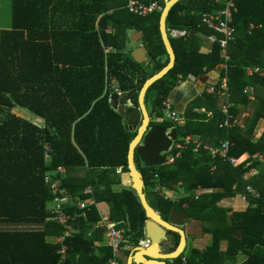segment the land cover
Here are the masks:
<instances>
[{
    "label": "trees",
    "instance_id": "obj_1",
    "mask_svg": "<svg viewBox=\"0 0 264 264\" xmlns=\"http://www.w3.org/2000/svg\"><path fill=\"white\" fill-rule=\"evenodd\" d=\"M234 3L236 32L226 50L229 59L224 58L219 44H210L209 53L194 48V35L170 38L175 66L145 97L152 104V114L162 119L155 123L151 117L152 127L175 129L176 143L195 135L202 143L197 152L193 145L180 151L172 164L137 166L151 192L156 186L174 191L181 184L189 193L179 204L159 197L166 215L176 207L189 220L211 224L205 229L212 235L211 246L192 248L186 263L181 255L177 264H237L240 254L246 256L240 264H264V163L259 158L264 159V133L259 139L254 135L264 119V0ZM126 5L122 0H11V28L0 34V223L8 225L0 229V264H106L111 250L95 245L103 240V231L91 232L100 220L96 207L81 211L72 205L73 200L91 198L83 195L88 187L93 188L97 203L111 205L110 218L128 229L129 243L138 246L145 238L147 218L137 193L129 185L119 192L113 190L114 184L122 182L118 168L128 172L129 145L137 132L127 130L124 117L109 102L110 86L114 83L121 93L135 90L132 102L138 106L146 79L161 71L169 57L159 31L162 11L141 18L132 15ZM160 5L164 7V2ZM224 8V0H182L171 9L167 28L202 32L207 42L212 31L202 24V15ZM108 27L115 33H106ZM129 29L148 33L151 74L146 72L150 67L143 68L121 53ZM109 47L116 53L106 56L104 49ZM162 55L167 57L163 65L159 61ZM219 66L231 102L253 107L245 127L219 128L225 115L215 109L216 94L191 103L184 114L185 125L163 119L162 103L178 85L179 76L198 78ZM253 68L258 72L248 75ZM215 86L218 94L221 81ZM246 88L255 89L254 100L244 93ZM205 106L213 112L208 123L198 121L206 115L194 113ZM14 108L29 110L45 126L16 116ZM240 112L236 107L230 109L235 121ZM222 141L230 144L229 157L248 154L250 158L234 167L205 150L206 145L217 147ZM46 145L50 146L48 159ZM177 152L173 147L169 153ZM252 168L259 175L245 180L244 174ZM48 174L60 181L64 207L76 227L62 244L52 241L63 235L64 228L49 220L53 195L45 184ZM253 180L263 182L254 185ZM248 186L259 193L258 198L247 194ZM199 187L213 191L195 198ZM241 194L248 195L245 211L231 212L221 205ZM63 245L65 253L60 252Z\"/></svg>",
    "mask_w": 264,
    "mask_h": 264
},
{
    "label": "built area",
    "instance_id": "obj_2",
    "mask_svg": "<svg viewBox=\"0 0 264 264\" xmlns=\"http://www.w3.org/2000/svg\"><path fill=\"white\" fill-rule=\"evenodd\" d=\"M220 0H217V2ZM225 2V8L210 12V13H204L201 17V22L203 25H205L208 29L212 31L211 35L207 37L209 43L211 45L213 44H219L220 48L222 49V55L226 60L229 59V57L226 55V50L229 45V43L235 41V28L232 25L233 21V15L237 12L234 0H224ZM127 10L134 16L145 18L148 17L154 13H157L159 11H162L163 7L160 5V0H127L126 5ZM253 26H251L250 29H252ZM112 29H109L108 32H112ZM171 34L173 36H176L175 31H171ZM254 72H258V68H253L248 70V75H252ZM111 94L109 96V102H111V96L112 93H119V90L117 87L110 86ZM222 91L224 101L221 106V112L225 115V120L219 125V128H231L236 125V121L233 119L232 115L230 114V109L233 106V103L231 102V96L228 91V87L226 84V81H224L221 84L220 92ZM210 93L216 92V87H211L209 89ZM245 94H249L251 97V100H254L253 98V89L252 88H246L244 91ZM162 110L163 113L166 115V119L179 123L182 121V117L179 115L178 112H176L173 107L172 103L169 99H166L162 103ZM194 146L195 152L198 151V149L201 147L202 143L198 139H195L194 137L187 136L185 139L179 143L174 142L171 149L174 147V149L178 150V152L175 155H171L170 157H167L166 154V162L169 164H172L176 158L180 156V151L186 149L188 146ZM230 144L228 141H222L220 142L219 146H210L206 145L205 150L208 151V153L213 157H221L224 160L229 161L234 167H237L244 162L240 160V158L235 157H229ZM171 151V150H170ZM50 156V146H45V157L48 159ZM262 161H264L263 157H259ZM246 162V161H245ZM215 167H212V171H215ZM60 173L64 174L65 170L63 168H59L58 170ZM122 169H118V173H121ZM251 176H257L258 172L256 170H253L251 172ZM247 177H245L246 179ZM45 184L49 187L52 195L53 200L50 203L48 210L50 213L49 220L62 226L64 228V233L61 237L57 238L58 242L60 244L63 243V241L69 237H71L75 231L76 227L74 226V223L72 221L74 220L71 214H69L64 205V199L61 197V194L64 192L61 187V183L58 180H54L51 176V174L46 175L45 177ZM164 189L160 186H156L154 189V192L156 194H159L162 196L165 200H167V197H164L165 192ZM164 192V194H163ZM208 193V190H204L202 188H198L194 192L195 198H198L200 195ZM247 194L253 196L254 198L259 197V193L252 188L251 186L247 187ZM242 195L241 199L243 201H247L248 195ZM84 196L91 197L89 199L80 200L76 199L73 200L72 205L77 207L81 211L89 210L91 206H95L100 215V220L96 222L93 225L92 231H100L102 230L104 232V243L103 245L105 247H108L111 250V258L107 261L106 264H123L122 263V256L123 253L126 251H130L133 249V245L129 243L128 239V229L124 226H121V223H117L113 221L110 218L109 213L107 212H101L100 208L97 205V202L92 198L93 195V189L91 187L86 188L83 191ZM91 235V233H89ZM146 243H149V241H141L139 245L144 246ZM66 246L63 245L61 249V253H65ZM183 263H186V258H182Z\"/></svg>",
    "mask_w": 264,
    "mask_h": 264
},
{
    "label": "water",
    "instance_id": "obj_3",
    "mask_svg": "<svg viewBox=\"0 0 264 264\" xmlns=\"http://www.w3.org/2000/svg\"><path fill=\"white\" fill-rule=\"evenodd\" d=\"M179 1L181 0H164V7L159 20V31L169 56V63L144 83L138 95V107H130L135 90L129 93H115L111 96L113 108L130 123L127 126V130H137L136 137L129 145L128 172L125 174V179L137 193L147 218L144 234L145 238L149 240V245L135 248V251L130 254L127 264H167L166 261L177 260L185 252L187 245L185 232L181 229L187 220V214L185 212L178 213L175 208H172L169 222L164 221L158 213L160 200L155 192H145L146 185L143 174L138 170L135 163V158L138 157L146 167L164 165L166 163L165 154L170 152L173 142L177 140L175 129L168 132L165 127H151L145 96L148 89L167 75L175 66L176 54L168 36L167 18L171 9ZM133 39L134 43L139 41V39L134 37ZM147 54L148 48L142 46L133 52L132 57L139 64L149 65L151 59H147ZM167 231L178 233L180 235V243L173 252L163 254L161 253L160 245L167 241Z\"/></svg>",
    "mask_w": 264,
    "mask_h": 264
},
{
    "label": "crops",
    "instance_id": "obj_4",
    "mask_svg": "<svg viewBox=\"0 0 264 264\" xmlns=\"http://www.w3.org/2000/svg\"><path fill=\"white\" fill-rule=\"evenodd\" d=\"M164 0H160V2ZM182 1V0H181ZM122 2L124 3V5L127 4V0H122ZM180 2V1H179ZM126 3V4H125ZM127 9V8H126ZM153 15V14H152ZM150 15V16H152ZM148 16V17H150ZM161 16V15H160ZM153 17V16H152ZM160 20V19H159ZM149 22L151 23L150 24V27L153 26V19L150 18ZM109 29H112L113 31L112 32H108ZM168 29V28H167ZM2 31V30H1ZM171 31H175L177 34L176 36H173L171 34ZM168 36H169V39L170 38H182L184 36H187L189 37L190 35H194L193 37V47L194 48H199V50H201V52H204V53H209L210 52V43L209 41L206 42V35L202 32H196L194 34H192V32L189 30V29H182V30H169L168 29ZM106 33L108 34H114L115 33V30L112 28V27H108L106 29ZM141 33V34H139ZM150 33H152V30L150 28ZM147 34L148 33H145L144 31H141V30H137V29H129L127 31V40H126V44H125V47L124 49L122 50V54L125 56V57H130L133 59L132 57V54L134 51H136L137 49H139L140 47L142 46H146L148 48V54H147V59H151V54H150V51H149V42L147 40ZM209 36V35H208ZM207 36V37H208ZM139 39V41L137 43H134V39ZM173 47V46H172ZM174 49V48H173ZM175 52V51H174ZM104 53L106 56L110 55L111 53H116V50L112 49V48H105L104 49ZM168 55V54H167ZM169 57V56H168ZM134 60V59H133ZM159 61H160V64L163 65L166 61H167V57L166 55H162L159 57ZM134 62H136L134 60ZM137 63V62H136ZM168 63H169V60H168ZM167 63V65H168ZM139 64V63H138ZM143 66V68H148L150 67L151 65V62L149 63V65H145V64H140ZM166 65V66H167ZM165 66V67H166ZM164 68V67H163ZM162 68V69H163ZM154 70L150 67L148 69H146V72L148 74H151ZM222 71H223V67L222 66H219L216 70L214 71H211V72H208L206 73L204 76H200L198 78L196 77H193V76H189L186 80L183 79L182 76H179V80L177 82V86L176 88H174L171 93H170V96H169V100L171 101L172 103V107L173 109L179 113V115L182 117V121L180 122V125H185L186 123V119H185V112L187 110V108L191 105V103H193L195 100L199 99V98H203L204 95H210V96H216L218 95V99L219 101L216 103V108L215 109H218L220 108L221 109V106L223 104V101H224V97H223V93L222 91L218 92V94L215 92V93H210L209 92V89L211 87H216L215 85L218 84L220 81H221V84L226 81L225 79L224 80H220L221 79V76H222ZM156 74V73H155ZM154 74V75H155ZM153 75V76H154ZM152 76L148 77L146 79V81L151 78ZM112 80H114V78H110ZM112 86L116 87L114 83H112ZM221 87V86H220ZM253 89V92L255 94V89ZM115 94V93H112V95ZM119 94V93H118ZM120 94H122L120 92ZM216 94V95H215ZM146 97V96H145ZM145 104H146V108H147V111L149 113V116H150V119H152L155 123H159L162 121V119L158 118V117H155L151 111H149L148 109V105L145 101ZM130 107L131 108H135V107H138V106H135L133 104V102H131L130 104ZM232 107H236L237 109H240L241 112L240 114L237 116L236 118V125H240V127H245L248 119L251 117V112L253 110V107L252 106H249V107H244V106H241V105H235L233 104ZM20 110L24 111V114L22 115L20 112ZM12 113L15 114L16 116L22 118V119H25L39 127H44L45 126V121L36 116L35 114H33L32 112H30L29 110L27 109H24V108H14L12 110ZM194 113H197L201 116H204L206 115L205 119L204 120H201V119H198V121H205V123H208L209 121H212L213 120V112L212 111H209L207 110V107H202L201 109H198L196 108L194 110ZM21 114V116H20ZM32 114V115H31ZM152 117V118H151ZM199 118H202V117H199ZM124 121H125V125L126 127L130 125V123H128L127 119L124 118ZM152 127V126H151ZM172 130L171 129H168L167 131L170 132ZM133 132H137V130H133ZM255 138L256 139H259L262 134L264 133V119H261L257 126H256V129H255ZM194 137L195 139H198L200 141V136L199 135H195V136H192ZM175 142V141H174ZM173 142V144H174ZM172 144V146H173ZM168 155V153L166 154V156ZM258 157V156H257ZM260 157V156H259ZM262 157V156H261ZM250 158V156L248 154H245L243 155L240 160L242 162H245L247 161L248 159ZM142 163V162H141ZM167 163V162H166ZM264 163V161H263ZM250 165V163H247V167ZM137 166V165H136ZM119 169V168H118ZM122 169V168H120ZM253 170H256L258 172V175H259V170L256 169V168H252L250 169L248 172H246L244 174V179L245 177H247L245 180H251L253 179L254 177H252L251 175V172ZM118 172V170H117ZM79 173H83V172H80ZM122 175V177L125 176V174L123 172L120 173ZM257 175V176H258ZM256 176V177H257ZM124 180H125V177H124ZM129 184V183H128ZM128 186V185H127ZM162 188V187H161ZM201 188V187H199ZM93 189V188H92ZM164 189V188H163ZM198 189V188H197ZM203 189V188H202ZM206 190V189H204ZM213 190H208V193L212 192ZM173 193V192H171ZM158 195V194H157ZM244 195V194H241V195H238L237 196V200H235V207L236 208H243V209H239L241 211H234L233 212H242V211H245L247 208H248V200L247 201H243L241 199V196ZM88 197V196H87ZM195 197V196H194ZM90 200V199H89ZM233 200V199H231ZM176 203V201L174 202ZM98 207L101 208V203H97ZM185 206V205H184ZM233 207V208H235ZM97 209V208H96ZM98 211V209H97ZM98 214H99V211H98ZM189 219H187L188 221ZM191 222H194L193 220H190ZM95 224V223H94ZM3 228H8V225L5 224V223H0V229H3ZM93 228V227H92ZM102 231V230H101ZM203 239H207V242L209 243V245L207 246H202V245H199L197 244L196 242V246H194L193 248H196V249H199V250H205L207 247L211 246L212 244V235L209 234V233H206L203 235V237H201V239L199 240V242H201ZM209 240V241H208ZM52 241H54L55 243H59L57 239H52ZM144 241V240H143ZM149 241V240H148ZM187 241V240H186ZM198 242V243H199ZM104 243V232H103V240L102 241H97L95 243L96 246H103ZM60 244V243H59ZM141 246V245H140ZM130 256V255H129ZM129 256L127 257V254H126V251L123 253V259H122V263L125 264V261H126V264H127V261H128V258ZM246 260V256L243 255V254H240L238 257H237V264H240L242 262H244ZM107 263V262H106Z\"/></svg>",
    "mask_w": 264,
    "mask_h": 264
},
{
    "label": "rangeland",
    "instance_id": "obj_5",
    "mask_svg": "<svg viewBox=\"0 0 264 264\" xmlns=\"http://www.w3.org/2000/svg\"><path fill=\"white\" fill-rule=\"evenodd\" d=\"M10 28H11V0H0V34H1V30H7V29H10ZM147 105H148L149 111L152 112V104L151 103H147ZM20 111H21L20 113L23 115L24 114V111H22V110H20ZM163 116H164L163 119L167 120L165 113H163ZM170 156H171V154L168 153L167 157H170ZM136 164L139 167L142 164L141 161H140V159L138 157L136 158ZM124 174H126V173H124ZM78 175L80 177H82L83 176V173H79ZM256 179H259V178H256ZM262 182H263L262 180H253V184L254 185H255V183L256 184L257 183H260L261 184ZM127 185H129V184L125 183L124 177H122L121 184H118V185L114 184L113 190L119 192V191H121ZM149 187L146 186V189H147L148 192H151L152 189L149 188ZM163 191L165 192L164 197H167L168 198L167 200L170 201V202H172V203H174L176 201L175 204H179L180 201L183 198L188 197V195H189V193L186 190H184V187L181 184H179L176 187H174V191H170L167 188H164ZM164 192H163V194H164ZM171 192H173V193H171ZM237 196L235 198H233V200L227 199V200L223 201L221 205L223 207H225V208L231 209V212H233V210L234 211H241L239 209H243V208H236L235 207L236 206L235 205V200H237ZM159 197L162 198V199H164L163 197H161L158 194V198ZM233 207H235V208H233ZM174 208H176V207H174ZM110 210H111V205L109 203H107V202L101 203V208H100V211L101 212H107V213L110 214ZM210 225L211 224L210 223H207V222H203V223L198 222V221L191 222L190 220H188L186 222V225H184V227L186 226V228H187V229H185L186 230L185 233L187 234V237H186L187 238V241H186L187 242V245H186L185 252L182 254L183 257H187L188 256L189 251L194 246H196V243L199 244V245H202L204 247L207 246V245H209V243L207 242V239H203L201 242H199V240L201 239V237H203L204 234H206L205 229L207 227H209ZM144 241H147V239L144 238ZM139 246L140 245H138V246L133 245V249L130 250L129 255L132 252L135 251V248H137ZM160 249H161V252L163 254H169V253H171V252H173L175 250V247L172 244V240L171 241L168 240L167 242L161 243ZM122 259H123V257H122Z\"/></svg>",
    "mask_w": 264,
    "mask_h": 264
},
{
    "label": "flooded vegetation",
    "instance_id": "obj_6",
    "mask_svg": "<svg viewBox=\"0 0 264 264\" xmlns=\"http://www.w3.org/2000/svg\"><path fill=\"white\" fill-rule=\"evenodd\" d=\"M146 193H148L147 189L145 190ZM158 196V195H157ZM177 210L178 213H181V211L178 210V208H175ZM159 215L161 216V218L166 221V222H169V216H170V213L166 215V213L164 211H162L161 209V203H160V208H159V211H158ZM188 219V218H187ZM186 222L187 220L184 222V225H186ZM181 229L185 232L187 229L186 226L184 227H181ZM186 237H187V234L185 233ZM166 236H167V241H171L172 240V244L173 246L175 247V249L178 247L179 243H180V235L178 233H174V232H171V231H167L166 233ZM187 240V238H186ZM165 241V242H167ZM162 253V252H161ZM167 264H177L176 263V260L174 261H166Z\"/></svg>",
    "mask_w": 264,
    "mask_h": 264
},
{
    "label": "bare ground",
    "instance_id": "obj_7",
    "mask_svg": "<svg viewBox=\"0 0 264 264\" xmlns=\"http://www.w3.org/2000/svg\"><path fill=\"white\" fill-rule=\"evenodd\" d=\"M148 245H149V243H148V244L146 243V244L144 245V247H146V246H148Z\"/></svg>",
    "mask_w": 264,
    "mask_h": 264
}]
</instances>
